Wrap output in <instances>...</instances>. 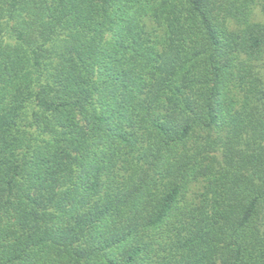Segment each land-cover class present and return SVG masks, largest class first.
Masks as SVG:
<instances>
[{"label": "trees", "instance_id": "obj_1", "mask_svg": "<svg viewBox=\"0 0 264 264\" xmlns=\"http://www.w3.org/2000/svg\"><path fill=\"white\" fill-rule=\"evenodd\" d=\"M264 0H0V264H264Z\"/></svg>", "mask_w": 264, "mask_h": 264}, {"label": "rangeland", "instance_id": "obj_2", "mask_svg": "<svg viewBox=\"0 0 264 264\" xmlns=\"http://www.w3.org/2000/svg\"><path fill=\"white\" fill-rule=\"evenodd\" d=\"M253 17H254V20H256V21H264V15L261 13L259 7H256L254 9ZM263 71H264V67H263Z\"/></svg>", "mask_w": 264, "mask_h": 264}]
</instances>
